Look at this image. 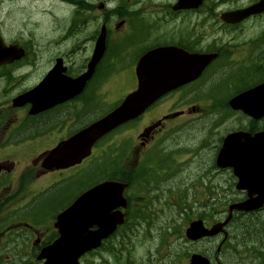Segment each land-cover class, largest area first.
I'll use <instances>...</instances> for the list:
<instances>
[{
    "label": "rangeland",
    "instance_id": "rangeland-1",
    "mask_svg": "<svg viewBox=\"0 0 264 264\" xmlns=\"http://www.w3.org/2000/svg\"><path fill=\"white\" fill-rule=\"evenodd\" d=\"M88 2L90 1L76 0V4L71 3L69 6H63V4H58V0H22V13L4 10L1 20L13 34L19 36L22 32L33 36L40 28L41 18L43 17L51 18L54 29H60V26L69 17L74 16L85 19L89 14L87 11L89 9ZM77 6L81 9H77L73 13V10ZM196 18L198 16L193 15V19L195 20ZM56 19L60 23L58 27L55 24ZM79 25L74 26V28ZM76 33L77 36L70 40L72 47L78 45L84 38L80 39L82 33L79 30ZM253 33L254 31L250 32L249 36H252ZM260 34H262V29L258 27L255 30V36ZM238 39L244 38L240 37ZM122 48H124V45L120 46V50ZM218 48H221L227 56L226 61L220 62L219 60L213 67L212 74L208 73L200 83L184 88L177 93L179 98L172 100L175 109L187 110L192 108V106L198 105L192 103H202L206 109L205 111L194 112L188 115L177 129L176 127L170 129V132H174L169 137L159 138L161 135V132H159L155 139L149 142L147 146H141L138 133L142 130L143 121L149 120L150 117H142L140 120L132 122L118 131L122 132L121 134L118 135L117 132L111 136L113 138L112 143H109L110 138L102 140L99 157L91 170L88 169V171L81 174V177L71 178L63 187L44 188L35 198L36 202L32 206L27 201L29 196L35 193L36 189L42 187L40 186L41 183L45 186L50 185L53 182L51 175L41 178L35 176L36 173L32 172L33 178L27 182L24 192L17 200L19 203L15 204L17 202L15 199L20 195V170L30 162L31 155L34 158L37 152L30 154L28 150L31 147L16 150L14 155L8 153V151L5 152L8 154L0 152V161L3 164L11 165L17 162L15 166L20 169L17 173H13V170L17 169L15 167L12 171H5L3 167L0 169V173L6 172L7 174L0 177V203L5 202L6 206L4 208V205H0V231L8 225H11V228L14 230L10 235L0 239V264H41L35 258L36 247L33 243L37 237V233L34 230L36 228L40 233H50L53 229H45L49 225L43 221L34 218L26 220L20 216H25L28 213L35 214L34 210L41 217L51 216L53 204L57 202L55 193L63 195L62 200H59L61 203L63 201L72 202L82 187L95 178V173L98 172L95 166L104 162V159L110 161L113 168H104L103 178L109 175L112 176L114 171L117 170L120 173V177L133 174L134 178L138 179L130 188V198L133 202L132 210L135 208L137 215L133 216L132 220L107 244L102 250L101 258L90 256L88 260L91 264H162L163 262L167 264H179L178 259H175L168 251H161L160 248L156 249L157 241H155V236L159 235L162 228L166 225L168 228H171L176 221V217L174 216L176 206L171 205V201H174L176 197L175 192L181 194L182 198H186L187 196L185 195L190 192L193 194L197 192V186L199 185L203 186V189L206 191L209 189L210 191L213 190L214 187L208 177V171L209 169L212 171L211 166L214 151L216 148H221L223 138L228 133L237 130L241 126H245V119L242 114L232 111L229 107L227 109L221 108L218 105V96L210 93V90L216 85L214 91L218 93L219 97H223L219 101L224 105L225 101L231 96L232 90L234 93L237 91L233 87V83H235L238 90L245 87L244 76L236 80L238 73L246 70L249 72L252 68L262 65L264 75V45L252 43L234 44L227 38H220ZM38 50L40 55L44 54L42 47L38 48ZM86 53L87 51L85 50L84 54H78V66L81 72L85 70L88 63ZM34 58L36 57L32 56L30 59ZM51 63L52 60L49 64ZM135 64L133 63L132 69L122 70L119 74L112 76L106 83V90L110 91V99L112 97L113 100L108 102L109 110L113 109L117 105L116 103L133 89ZM43 65L44 63H32L31 66L23 69L27 73L20 75L16 80H10L8 76L5 77V70L0 69V150L7 148L11 151L10 144L13 132L16 128L19 130V125L25 121L23 117L26 114L25 109L15 110L11 106L12 99L28 89L27 86L29 84L40 81L44 72ZM262 68H260L257 74H254L255 77L260 76ZM11 70H13V66H8L6 71ZM253 79V76L250 77V80ZM259 79L261 78H257V80ZM218 84L219 86H217ZM161 103L162 101L156 103L149 111L154 114L163 105ZM106 109L107 106L105 105L97 109L87 107V116H84L82 120L87 119L89 123ZM55 119L56 116L54 115H48L40 119L37 124H43L40 127V131H45L49 127L47 123H52ZM187 120L188 124L183 125ZM7 135H9V138H6ZM39 145L41 144H35V146ZM136 148H140L139 157L134 152ZM204 154L208 156V160L205 159L206 161L198 163L201 161L198 159ZM10 156H12V159H2V157L9 158ZM146 157H148L147 161L143 164ZM180 160L184 162L182 168H179L176 164ZM196 161L197 163L193 167H187ZM139 165H141V169H139ZM75 169L71 168L67 172L72 173ZM134 172H138L140 177L135 176ZM63 175L59 174L57 176L60 181H63L61 179ZM61 185L63 183L59 186ZM9 196L11 197L7 199ZM23 198L24 200H21ZM141 202L142 204H140ZM59 211L53 213L51 216L52 224L54 216ZM138 211H141L140 215ZM261 216L264 218V212ZM261 216L257 217L256 214H247L245 217L247 222L246 228L250 232L251 240L249 239V244L251 248L249 250L251 252H257L261 246H264V219ZM239 220L240 218L236 216L234 221L229 225L231 232L235 231ZM19 221L28 222L34 228L26 227L23 224L16 230L13 227ZM180 231L181 227L179 226L176 229L178 235H181ZM245 234L248 233L246 232ZM3 240L7 242L2 243ZM113 241H116V243L114 245L115 251L112 253L108 249L111 248L109 244ZM172 242L174 246H177L172 247V250L177 251V253L183 252L184 255L190 256V248L191 246L194 247V245L181 238L177 241L172 239ZM211 250L215 251L213 248ZM234 256L236 257V255Z\"/></svg>",
    "mask_w": 264,
    "mask_h": 264
},
{
    "label": "flooded vegetation",
    "instance_id": "flooded-vegetation-1",
    "mask_svg": "<svg viewBox=\"0 0 264 264\" xmlns=\"http://www.w3.org/2000/svg\"><path fill=\"white\" fill-rule=\"evenodd\" d=\"M21 0L11 2L12 11L22 13V4H17ZM91 6L87 10L89 12L88 17L83 19L75 17L81 22V29L87 33V37L78 44L79 53L84 54L85 50L86 58L88 61L96 51L97 42L104 33V52L103 57L96 67L94 78H98L99 81L95 84L90 91L85 95V103L92 105L98 104L99 106L108 105L110 99V91L106 90L105 79L112 73L113 64L115 63H128L138 62L140 58L149 50L160 46H178L190 53L193 52H213L212 48L208 47L210 44L217 45L219 36H226L223 29L218 30L217 27L210 24L209 15L217 16L218 14H224V11L239 10L248 7L258 0H254L250 4L246 5L243 0H205L203 5L197 9L191 7H176L178 5L183 6L180 0H89ZM58 4L63 6H69L68 2L58 0ZM193 15H197L198 18L193 19ZM260 17V18H259ZM260 21L264 25V12L253 15L248 19H245L238 25L237 38H244L240 40L237 38L227 37L230 42L241 43H263V41H256V36H249L247 32L249 29L254 28L256 22ZM222 23L216 26H220ZM5 32V31H4ZM7 41H13L15 38L12 35L4 34ZM133 39V40H132ZM22 43V42H21ZM25 45L24 43H22ZM124 45V48L120 50V46ZM26 46V45H25ZM221 52V50H218ZM9 65L6 66V68ZM263 66L252 68L249 72L241 71L238 73L236 80L240 77H255ZM254 70V73H253ZM263 73V68L261 69ZM181 89L171 93L168 97L163 98L161 107H159L154 114L150 111L144 115V117H150L149 120L143 121L142 130L138 133V137L141 140V146H147V144L155 139L157 134L161 132L159 138L169 137L172 133L170 129H174L178 126V122L181 118H186L193 111L199 110L196 106H192L187 110L175 109L174 102L179 98L178 92ZM83 92L79 95L82 96ZM109 94V95H108ZM159 101V102H160ZM168 104V105H167ZM27 108V107H26ZM151 109V108H150ZM176 114H179L175 116ZM245 119V126L239 127L238 131L248 132L252 135L264 132V116L260 119L253 118L246 114H242ZM148 121L146 124H144ZM121 134V133H119ZM118 134V135H119ZM113 142V138L109 143ZM219 148H216L213 154L212 169L214 175L218 178L222 184L228 182L227 188L234 190V193L229 194V198L223 199L220 194L215 197H210L208 191L203 189V186H197V192L194 194L193 203L191 204V214L197 212V214L184 215V219L190 225L194 220H200L205 225L210 226L211 221L215 220V210L210 208V205L214 206V203L218 205L221 217L228 215L224 206L240 202L248 197V193L245 190L236 189L238 181L233 172H224V168L216 166V157L219 153ZM138 154L140 148L134 150ZM208 160L207 155L201 156L198 163ZM147 161V158L143 163ZM176 164L179 168H182L184 162L182 160L177 161ZM188 167V166H187ZM193 167V166H192ZM45 175H50L46 172ZM128 179L134 177L133 174L127 175ZM206 188V187H205ZM132 201L129 202L127 212L129 213ZM219 215V216H220ZM220 218V217H219ZM228 234L230 235L231 244H234L233 249L222 251L216 250L213 254L210 253V239L209 237H203L196 242H190L191 254L190 256L184 255L183 252L176 253L172 250L171 246L166 245L163 242V236L160 238V243L157 244L156 249L161 251H168L175 259H178L179 264H191V255L194 253H201L207 255L213 264H263L264 261V247H261L257 252H251L249 249L251 245L249 241L240 243L243 230L236 225L235 231L231 232L228 225ZM166 242V241H165ZM218 242H223L222 239ZM162 243L165 245L162 246ZM231 254V255H229ZM236 255V257L234 256ZM257 260L258 263H257ZM162 264H167L163 262Z\"/></svg>",
    "mask_w": 264,
    "mask_h": 264
},
{
    "label": "water",
    "instance_id": "water-1",
    "mask_svg": "<svg viewBox=\"0 0 264 264\" xmlns=\"http://www.w3.org/2000/svg\"><path fill=\"white\" fill-rule=\"evenodd\" d=\"M96 55L89 63L88 72L76 79V83L87 80L92 75L100 59L99 55ZM22 56L23 50L21 48L17 45H7L0 35V64L13 62ZM205 66L206 63L199 60L173 61L170 58L159 56L155 51L144 55L137 66L138 90L129 94L112 113L96 122L90 129L91 134L89 135L92 136L82 144L75 143L70 147L68 144L62 143L60 147L52 151L46 165L51 168H64L77 163L89 154L87 150L100 136L139 117L159 98L177 86L195 79ZM60 73L59 64L49 72L39 85L14 98L13 105L21 107L30 103L32 104L30 113L36 114L62 101V97H68L65 94L70 89L63 88V79ZM251 91L233 98L230 105L234 109H242L249 114L264 113V98L262 96L256 100L254 105L249 104L248 95ZM75 140L76 138L70 142ZM262 141H264L263 137L252 138L249 135L233 134L226 138L225 144L234 147L235 151L238 152L239 159L251 161L254 158L255 145ZM239 167L241 169L240 175H242L245 168L241 165ZM247 169L249 170L250 167ZM126 187L127 184L120 182H106L83 193L71 207L59 215L57 227L60 237L43 249L40 258L47 257L46 264H75L74 260L69 262L65 258L70 251H65L64 245L73 250L70 255L72 259H75L83 249L92 248L94 240L110 234L118 224L123 223L124 215L119 210H114L126 206L127 201L123 195ZM236 207H240V205ZM94 209H96L95 213L104 217V220H90V215L94 213ZM93 223L100 226V233L95 236L89 232V227ZM192 230L194 238L201 235L199 224L193 225ZM192 264H200L198 258H194Z\"/></svg>",
    "mask_w": 264,
    "mask_h": 264
},
{
    "label": "bare ground",
    "instance_id": "bare-ground-1",
    "mask_svg": "<svg viewBox=\"0 0 264 264\" xmlns=\"http://www.w3.org/2000/svg\"><path fill=\"white\" fill-rule=\"evenodd\" d=\"M61 1H62V2L66 1V2H68V4H71V3H75V4H76V0H61ZM77 2H78V1H77ZM88 6H89V7L91 6V3H90V2H88ZM77 9H81V8H80L79 6H77V8L73 10V13H75V11H76ZM87 17H88V16H86V18H87ZM55 24H56V27H58V25L60 24V23H58V20H57V19H56ZM79 24H81V22H79V23H77V24L71 26V29H73L74 26L79 25ZM79 26H80V25H79ZM118 174H120V173L116 170V171H114V174H113L112 176L117 177ZM132 179H135V180L133 181ZM132 179L129 180V183H130V184H133L136 180H138L137 178H134V177H132ZM139 215H140V214H139ZM235 217H236V216H234V217L230 220L229 225L234 221V218H235Z\"/></svg>",
    "mask_w": 264,
    "mask_h": 264
},
{
    "label": "trees",
    "instance_id": "trees-1",
    "mask_svg": "<svg viewBox=\"0 0 264 264\" xmlns=\"http://www.w3.org/2000/svg\"><path fill=\"white\" fill-rule=\"evenodd\" d=\"M119 175H120V174H118L117 176H119ZM130 179H132V178H130ZM130 179H129V180H130ZM132 180L134 181L135 179H132Z\"/></svg>",
    "mask_w": 264,
    "mask_h": 264
}]
</instances>
